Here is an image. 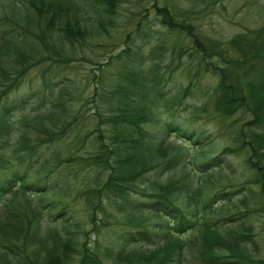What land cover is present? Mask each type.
<instances>
[{
  "label": "trees",
  "instance_id": "1",
  "mask_svg": "<svg viewBox=\"0 0 264 264\" xmlns=\"http://www.w3.org/2000/svg\"><path fill=\"white\" fill-rule=\"evenodd\" d=\"M120 3L0 0V264H264V22L219 42L153 0L125 48L70 78L65 44L109 35ZM199 87L223 147L185 126Z\"/></svg>",
  "mask_w": 264,
  "mask_h": 264
},
{
  "label": "rangeland",
  "instance_id": "2",
  "mask_svg": "<svg viewBox=\"0 0 264 264\" xmlns=\"http://www.w3.org/2000/svg\"><path fill=\"white\" fill-rule=\"evenodd\" d=\"M164 1L160 0V4H164ZM166 1L172 7L178 8V12H182L183 16H180V19L185 17L187 22L196 25L204 35L219 42L226 41L245 28L258 27L264 22V0H221L213 6H208L211 0ZM152 4L153 0H121L116 16V25L109 30V35H103V37L95 40L90 39L81 49L65 44L68 53L67 59L69 60L67 65L72 68L66 72L68 76L75 78L76 75H80L81 79V76L88 72L98 73L95 70L99 68V64H103L110 55H114L125 48V45L130 43V38L132 40L135 37L136 24L140 15L145 13L142 12L141 7L150 8ZM152 12L153 10H150L147 13L145 21L152 22L157 28L158 22L153 19ZM175 40V37H170L169 42ZM179 45L186 47L188 52L191 51V44L188 40L179 42ZM167 48L170 49L169 46ZM182 59H189V55L185 54ZM40 72L41 70L37 68L31 70L30 75L20 88L9 96L8 102L20 99L30 90L36 91L41 84ZM186 81V75L179 69H176V73L171 79L166 76V82L172 87H177ZM79 83L83 86L82 82L79 81ZM91 89L92 86L90 85L89 91ZM207 99V92L199 87L193 95L185 100L188 102V111L190 110L191 114L195 111V117L191 119L190 113L181 111L178 115L175 113L174 118L183 124L186 122L184 118L189 117V122L185 124L187 128L194 129L201 137H207L211 148L223 147L228 142L229 131L225 121L210 114L205 106V103L209 101ZM260 220L261 218H257L256 227L258 228L262 227ZM98 235L102 244H106L111 238V234L106 231ZM255 240L258 241L260 251L264 254V231H260Z\"/></svg>",
  "mask_w": 264,
  "mask_h": 264
}]
</instances>
